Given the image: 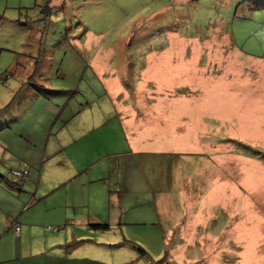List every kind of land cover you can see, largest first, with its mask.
Returning a JSON list of instances; mask_svg holds the SVG:
<instances>
[{
  "label": "rangeland",
  "instance_id": "374dc122",
  "mask_svg": "<svg viewBox=\"0 0 264 264\" xmlns=\"http://www.w3.org/2000/svg\"><path fill=\"white\" fill-rule=\"evenodd\" d=\"M50 1L0 0V264H264V221L242 211L264 206V0ZM122 104L178 142L134 152Z\"/></svg>",
  "mask_w": 264,
  "mask_h": 264
},
{
  "label": "crops",
  "instance_id": "0c3cea01",
  "mask_svg": "<svg viewBox=\"0 0 264 264\" xmlns=\"http://www.w3.org/2000/svg\"><path fill=\"white\" fill-rule=\"evenodd\" d=\"M51 4L56 5L55 4V1L54 0H51L50 1V5L47 7L48 9H52L53 8V6ZM38 21H40V20H36L37 23L33 27V31H35L36 34L39 35L41 33V31L44 30V29H43V26L41 27V24ZM23 63H24V61H23ZM91 66H93V69H92V76L94 78L93 80H95L97 83H99L101 85L103 82L101 81L100 77H102V76L98 74V71H100V72H103L104 71V70H99L103 66L102 63H101V60L100 59H95V56H94L93 61L91 63ZM16 70H19V68H17ZM31 72H32V69H31V71L29 69L28 70L21 69V74H23L24 76L25 75H29ZM117 76L118 75L112 76L111 74H109L108 75L109 78L106 81H104L103 84L108 89V91L111 92V93L118 94L119 91H120V93L125 94L127 92L126 87L128 85H127L126 82L121 81V79L119 80V78H117ZM31 77H35L34 72L31 75ZM145 82L147 84H149L150 87H152L150 81H143L141 79V77H140L138 79V82L136 83V85H138V87L135 85V87L132 88V90L135 91L136 93L146 91V89H144L147 86L145 84ZM29 83L30 82H27L26 84H29ZM78 87L80 88V84L78 85ZM116 90H117V92H116ZM150 90H147V91H150ZM151 92H152V90H151ZM93 96H95V94H93ZM94 99H96V98H94ZM7 104L9 105L8 106V108H9L11 105H10L9 102H7ZM27 104L29 105V103H27ZM148 107H152V106L148 105ZM120 110H122V112L119 114L118 111H117V114L120 115V117H122L123 121L125 122V127L126 128L125 127L124 128H125L128 136H129V138L131 140L130 141V144H131L132 150L134 152H135V149H134L135 140L134 139L136 138L135 137L136 135H139L138 139H141L142 143H146L145 140H147L149 143L152 140H161V141L165 142V145H167L166 141H167V139L169 137H171V140L172 141L178 142L177 140H174L173 139V136H174L173 133L175 132V130L174 129H171L172 124H170V123L162 124L161 122H157V123L154 124L151 121V118L152 117H162V115L159 114V116H158L157 114H154V115L152 114L151 116H147L146 114L145 115L141 114V113H143V111H141L142 109H138L139 115L137 116L135 111L128 109V107L126 105H123V104L120 105ZM148 111H150V110H148ZM12 122H14L13 119H12ZM168 122H170V120ZM5 124L6 125H10V124H8V122L5 123ZM184 125L185 124L182 123L183 138H184V134H191V132L193 130L191 127H189V126L188 127H185ZM4 129H6V128H4ZM202 131L204 133V130L203 129H202ZM52 133H53V129H51L49 131V135H48L49 136V139H48V141H46V148L47 149H48V147H50V139L53 136V135H51ZM177 135H178V133H177ZM196 135L197 136L195 137V139H197V140L199 138L207 139V137L205 136V134L204 135L199 134V131L198 130H196ZM14 136L15 137H20L18 134L14 135ZM193 138L194 137H191V139H193ZM33 140L34 139L32 137L31 138V141L33 142ZM10 141L11 140L9 138L7 140H4V144L9 143ZM174 146H176V147H175V149L173 151L178 150L177 145L175 144ZM61 148H62L61 146L58 147V148H56V149L52 148L51 151L53 152V151L58 150V149H61ZM137 150H140V149H137ZM147 150H149V149H147ZM140 151L146 152V149H145V151L144 150H140ZM3 152H5V154H6V149H5V147L2 144H0V157L3 154ZM44 155H45V153H44ZM209 158H210L209 155H207V158H202V159H204V161L207 163L208 166H209V164H208ZM28 161L35 162V159L31 158V159H28ZM2 162H3V159L1 157L0 163H2ZM239 176L242 177L241 172L239 173ZM0 177L2 179H3V177L5 178V176L2 175V173H0ZM262 177H264V176H261L260 178H262ZM242 178L245 181H247V179H248L246 174L243 175ZM260 182L263 183V186H264V182H263L262 179H260ZM258 188H260V187H258ZM169 193L170 192L168 190H166V189H165V191H159V192L156 191V194H158L160 196V198H161V200H160L161 201V203H160L161 208H157V214L158 215L161 214V217H164V219L167 218L168 219V222L170 221L169 220L170 219L169 215H171V205H170L169 199L167 197L169 195ZM246 201H247V198H246ZM242 211H244L243 216H245V214H247V218H248V220L251 221V223H254V224L257 223L258 224V223L264 221V206L261 208L260 206L256 205L254 207H250V209L249 208H246V209H244ZM173 212H174V210H173ZM7 213H8V219L10 220L12 218V216L10 214V211L7 212ZM178 225H179V223L176 224V225H174V227L177 228ZM174 227L172 225H170L169 229L170 230H173ZM182 229H184L183 226H181V230Z\"/></svg>",
  "mask_w": 264,
  "mask_h": 264
},
{
  "label": "trees",
  "instance_id": "16d2710c",
  "mask_svg": "<svg viewBox=\"0 0 264 264\" xmlns=\"http://www.w3.org/2000/svg\"><path fill=\"white\" fill-rule=\"evenodd\" d=\"M23 64H25V68H27L26 63H23ZM7 108H8V106L6 108H3L1 111L7 110ZM239 143H240V144H238L239 149H242L243 153L246 156H249L252 158L260 157L261 151L259 149L252 148L251 146H247V145L243 144L242 142H239ZM90 226L94 227V228H101V229H108L109 228V225H107V224H92Z\"/></svg>",
  "mask_w": 264,
  "mask_h": 264
},
{
  "label": "built area",
  "instance_id": "2783aa9c",
  "mask_svg": "<svg viewBox=\"0 0 264 264\" xmlns=\"http://www.w3.org/2000/svg\"><path fill=\"white\" fill-rule=\"evenodd\" d=\"M14 172V174H16L17 176H19V178H21V179H25V177L27 176V174H28V170H27V168L26 167H24L22 170H14L13 171Z\"/></svg>",
  "mask_w": 264,
  "mask_h": 264
}]
</instances>
